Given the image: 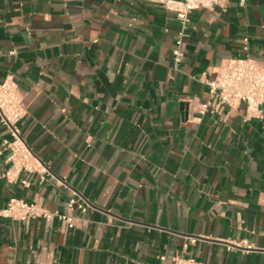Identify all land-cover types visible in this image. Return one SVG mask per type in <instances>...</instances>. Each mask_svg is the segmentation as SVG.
<instances>
[{"label":"crops","instance_id":"obj_1","mask_svg":"<svg viewBox=\"0 0 264 264\" xmlns=\"http://www.w3.org/2000/svg\"><path fill=\"white\" fill-rule=\"evenodd\" d=\"M179 29L153 0H0V82L51 172L11 181L1 151L0 264H264V106L200 111L222 62L264 64V0L194 10L175 69ZM70 189L90 206L74 227L1 213H67Z\"/></svg>","mask_w":264,"mask_h":264},{"label":"built area","instance_id":"obj_2","mask_svg":"<svg viewBox=\"0 0 264 264\" xmlns=\"http://www.w3.org/2000/svg\"><path fill=\"white\" fill-rule=\"evenodd\" d=\"M164 5L166 9L176 14L180 21L176 43L173 49L174 68L177 69L183 56L184 37L190 22V15L200 8L226 7L229 0H153ZM208 86V99L200 106V111L221 112L228 108L237 109L244 104L247 114L263 117L264 106V64L247 56L240 59H228L216 69L213 77L204 78ZM26 109L19 84L12 76H7L0 82V121L9 132V137L2 143L1 151H7V159L11 166L4 176L14 181L21 175V182L29 186L27 175L38 173L41 179L51 174L49 167L34 152L22 134L20 121ZM89 204L75 189H70L67 203V213L56 214L49 211L41 203L28 201L24 198L12 197L1 213L15 220H27L44 217L50 219L57 215L68 227H74L78 217L73 213L76 209L86 212ZM188 242L184 244L186 248ZM177 264H203L195 258H176Z\"/></svg>","mask_w":264,"mask_h":264}]
</instances>
